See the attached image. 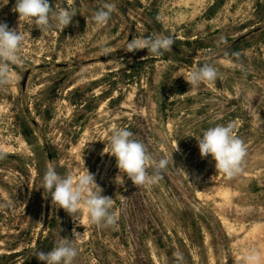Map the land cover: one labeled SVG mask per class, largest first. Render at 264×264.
<instances>
[{"label":"rangeland","instance_id":"374dc122","mask_svg":"<svg viewBox=\"0 0 264 264\" xmlns=\"http://www.w3.org/2000/svg\"><path fill=\"white\" fill-rule=\"evenodd\" d=\"M130 1L129 30L117 18L95 24L73 0H50L76 15L44 33L19 20L14 1L0 7V22L25 37L23 63L0 91V264H43L34 252L73 229L84 234L74 264H137L121 215L132 189L145 191L157 227L142 234L146 264H175L177 252L183 264H246L253 249L264 264V0ZM161 35L173 38L176 54L124 50L133 38ZM202 63L219 78L191 87L185 78ZM218 124H231L246 147L235 177L200 156L195 137ZM140 125L158 159H169L150 188L133 185L103 152L114 126L147 146ZM49 167L74 181L93 174L117 225H91L86 213L77 225L52 205L40 188Z\"/></svg>","mask_w":264,"mask_h":264},{"label":"clouds","instance_id":"9594fccd","mask_svg":"<svg viewBox=\"0 0 264 264\" xmlns=\"http://www.w3.org/2000/svg\"><path fill=\"white\" fill-rule=\"evenodd\" d=\"M8 3L9 0H0V7ZM13 11L19 14V20L21 18L31 20L32 25L42 33L53 28L62 31L72 23L76 15L71 9L53 8L50 0H15ZM114 11H118L117 5L105 0L91 19L97 25H105ZM24 39L19 30L9 28L6 22H0V86L12 82L10 67L23 63L18 53ZM173 44L174 40L171 36H148L131 39L124 50L135 52L147 49L148 53L160 57L170 51ZM102 54L108 56L111 51L105 47ZM218 78L219 73L213 65L202 63L191 71L185 80L194 87L204 82H215ZM195 139L200 156L202 158L211 156L218 172H223L228 177H235L242 172L241 165L246 156V147L244 142L233 134L231 124L210 127ZM103 152L116 158L117 168L136 187L150 188L158 184L169 165L168 158L157 159L127 128L114 126L109 138L108 150L105 151L104 148ZM40 188L44 189V193L50 194L52 205L63 208L77 225H80L85 213L91 225L104 228L117 225V217L110 211L113 199L101 194L103 189L96 184L94 175L88 170L85 175L74 181L71 175L62 177L54 167H49L43 175ZM83 239L84 234L73 229L71 238H61V242L50 251L36 250L34 256L43 264H74L78 255L75 243ZM174 255L175 264H183V254L177 252ZM244 260L246 264H261V256L256 249L246 254Z\"/></svg>","mask_w":264,"mask_h":264},{"label":"flooded vegetation","instance_id":"af4514ba","mask_svg":"<svg viewBox=\"0 0 264 264\" xmlns=\"http://www.w3.org/2000/svg\"><path fill=\"white\" fill-rule=\"evenodd\" d=\"M12 1L15 2V0ZM104 2L105 0H73V8L76 11H82V9L86 8L88 12L92 11V15H94V12L99 9ZM107 2L116 4L118 8V11L113 12L109 21L117 18L119 23L121 22L123 24V28H125L126 30L131 29V16L137 14L133 8L131 1L107 0ZM112 30L113 29H111V31ZM172 50L176 54L175 48L172 47ZM26 78L27 75L23 77L22 82H24ZM4 88H6V85L0 86V91L4 90ZM141 131L145 136L147 146L150 149L154 148V155L158 159L157 149L149 141L145 127H141ZM144 192V190H142L141 192H137L136 190L132 189V191L128 192L121 201V215L125 226V232L131 244V247L133 248V256L135 260L134 262L137 264H146L148 258L144 253L145 247L142 241V234L146 231V226L149 224L154 228H157L156 222L153 220L150 213V206H148L147 201L143 197Z\"/></svg>","mask_w":264,"mask_h":264}]
</instances>
